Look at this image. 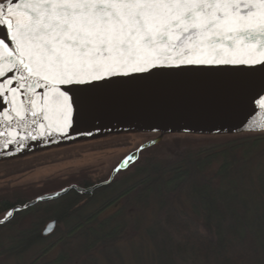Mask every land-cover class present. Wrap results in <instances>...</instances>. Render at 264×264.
<instances>
[{"label": "trees", "instance_id": "trees-1", "mask_svg": "<svg viewBox=\"0 0 264 264\" xmlns=\"http://www.w3.org/2000/svg\"><path fill=\"white\" fill-rule=\"evenodd\" d=\"M206 137L166 135L125 171H117L118 164L107 173L83 168L0 187V264H263L254 253L264 248V236L242 233L240 216L244 200L261 195L253 165L239 166L237 187L228 191L224 151L207 146ZM249 139L261 141L245 136L231 142ZM19 159L1 161L0 169ZM66 189L57 200L14 211ZM254 203L264 212V202ZM51 221L59 226L44 236Z\"/></svg>", "mask_w": 264, "mask_h": 264}, {"label": "snow or ice", "instance_id": "snow-or-ice-1", "mask_svg": "<svg viewBox=\"0 0 264 264\" xmlns=\"http://www.w3.org/2000/svg\"><path fill=\"white\" fill-rule=\"evenodd\" d=\"M0 26L7 29L0 38V98L6 85L11 93L33 94L20 102L32 107L17 110L12 127H43L24 114L36 117L40 100L42 119L51 112L58 127L70 129L78 110L75 90L157 67L264 65V0H7L0 3ZM257 105L264 106V97ZM4 116L0 112V137ZM249 130L264 131V123L253 120Z\"/></svg>", "mask_w": 264, "mask_h": 264}, {"label": "water", "instance_id": "water-1", "mask_svg": "<svg viewBox=\"0 0 264 264\" xmlns=\"http://www.w3.org/2000/svg\"><path fill=\"white\" fill-rule=\"evenodd\" d=\"M6 2L7 0L0 1ZM6 35L7 29L0 26V38H6ZM6 42L11 46L10 41ZM4 56L7 72V50L4 51ZM75 91L78 110L74 127H58L57 118L51 112L48 113L49 119H42L45 112L41 110L40 100L35 107L36 117L31 113L24 114L28 121L40 119L43 127L32 123H28L26 127H12L19 119L16 111L24 112L32 107L20 102H26L28 96L33 94L25 93L22 96L19 91L11 93L6 85L5 96L0 98V112L5 113L2 129L4 136L0 137L4 142L3 147H0V162L106 134H158L156 140L129 155L134 156V160H130L124 167L121 165L127 158L120 163L118 168L125 171L139 158L142 149L158 144L166 135L222 136L264 133L249 130L253 120L257 124L264 123V106L257 105V101L264 97V65L157 67L145 76L116 79L93 85L87 90ZM98 187L83 192L90 194ZM69 191L70 189H66L38 198L24 207L15 208L14 211L57 200ZM57 224V221L48 223L43 235H51Z\"/></svg>", "mask_w": 264, "mask_h": 264}, {"label": "rangeland", "instance_id": "rangeland-1", "mask_svg": "<svg viewBox=\"0 0 264 264\" xmlns=\"http://www.w3.org/2000/svg\"><path fill=\"white\" fill-rule=\"evenodd\" d=\"M245 136H257L261 138V141L256 144L254 139H249L235 145L231 142L232 139ZM158 137L159 135L156 133L125 132L121 134H106L73 142L69 141L70 143L35 153V155L37 154L35 157L29 158L33 154L24 156L16 160L17 163L4 166L0 169V187L38 183L50 178L68 175L83 168H92L94 171L107 173L114 165L118 164V167L129 155L156 140ZM201 140L207 146L209 145L212 148L219 147L221 151H224L225 159L223 163H228V167L224 170L225 185L228 191L237 187V182L235 184L233 178L236 176L239 166L243 167L242 170H244L249 163L253 165L252 171L257 178L256 190L258 189L261 195L255 199L246 198L244 200L243 212L240 215L241 224L245 229L242 233L253 234L254 238L257 239L259 237L258 239L262 240V236H264V222L260 221L259 218L261 216L264 218V212L253 207L251 203L253 201H255L254 204L261 202L260 205H262L264 202V133L210 136ZM244 189L249 188L245 186ZM230 196L232 197L231 192ZM249 200L252 202L247 204L246 202ZM58 226L57 224L55 231ZM26 227H28V224ZM240 238L246 242V239L242 235ZM242 241L241 245L243 247L246 246ZM247 243L249 242L247 241ZM245 248L247 249V246ZM261 249L263 250V254L261 253ZM248 250L252 251L249 247ZM56 252L53 254H56ZM256 253L260 256L259 259L263 261L264 248L256 246L254 255ZM262 263L264 264V262ZM7 264H11V262Z\"/></svg>", "mask_w": 264, "mask_h": 264}]
</instances>
